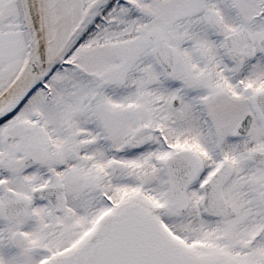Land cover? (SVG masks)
<instances>
[{
	"label": "snow or ice",
	"instance_id": "1",
	"mask_svg": "<svg viewBox=\"0 0 264 264\" xmlns=\"http://www.w3.org/2000/svg\"><path fill=\"white\" fill-rule=\"evenodd\" d=\"M0 264H264V0H0Z\"/></svg>",
	"mask_w": 264,
	"mask_h": 264
}]
</instances>
